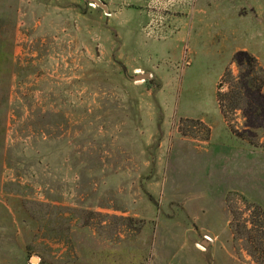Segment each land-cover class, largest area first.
<instances>
[{"label":"rangeland","instance_id":"1","mask_svg":"<svg viewBox=\"0 0 264 264\" xmlns=\"http://www.w3.org/2000/svg\"><path fill=\"white\" fill-rule=\"evenodd\" d=\"M98 1L0 0V264H256L264 117L216 93L264 0Z\"/></svg>","mask_w":264,"mask_h":264},{"label":"trees","instance_id":"2","mask_svg":"<svg viewBox=\"0 0 264 264\" xmlns=\"http://www.w3.org/2000/svg\"><path fill=\"white\" fill-rule=\"evenodd\" d=\"M237 68V76L231 72L224 73L218 87L226 85L227 92L216 93L217 107L228 123L229 116L236 111L247 112L257 111L259 117H264V70L260 67L258 60L246 51L239 52L234 58ZM201 124V123H200ZM230 126V125H228ZM264 126L261 123L258 129ZM207 137L209 129H205ZM230 131L236 137H241L232 127ZM232 222L231 231L235 234V239H242L247 247L246 252L256 264H264V212L260 207L252 206L250 220L243 221L240 212L229 206Z\"/></svg>","mask_w":264,"mask_h":264},{"label":"water","instance_id":"3","mask_svg":"<svg viewBox=\"0 0 264 264\" xmlns=\"http://www.w3.org/2000/svg\"><path fill=\"white\" fill-rule=\"evenodd\" d=\"M85 2H91L93 4H95L96 6L103 8L104 10H106V8L104 7V5L102 3H100L98 0H83ZM150 76L149 75H135L133 76L132 80L135 81H140L143 80V82H145Z\"/></svg>","mask_w":264,"mask_h":264}]
</instances>
